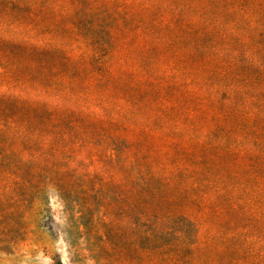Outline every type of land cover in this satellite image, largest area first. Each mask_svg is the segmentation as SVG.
I'll return each instance as SVG.
<instances>
[{"label":"trees","instance_id":"16d2710c","mask_svg":"<svg viewBox=\"0 0 264 264\" xmlns=\"http://www.w3.org/2000/svg\"><path fill=\"white\" fill-rule=\"evenodd\" d=\"M145 1L0 0V143L52 145L49 157L61 156L70 140L61 126L103 122L88 106L67 102L94 97L103 86L124 90L138 104L176 90L180 72L166 62L184 47V60L203 63L225 102L248 94V84L255 89L252 102L239 100L226 112L227 139L213 148L221 173L213 201L222 202L217 211L229 225L208 230L207 216L192 212L155 215L153 223L139 218L138 251L152 264H264V0H176L181 6L170 16L153 10L165 0ZM161 31L180 36L168 40ZM115 41L127 52L114 50ZM135 61L160 72L149 79L130 65ZM189 89L183 94L193 97ZM114 153L113 146L106 155ZM122 155L126 160L129 149Z\"/></svg>","mask_w":264,"mask_h":264},{"label":"rangeland","instance_id":"374dc122","mask_svg":"<svg viewBox=\"0 0 264 264\" xmlns=\"http://www.w3.org/2000/svg\"><path fill=\"white\" fill-rule=\"evenodd\" d=\"M169 1L153 10L170 16L181 5ZM161 33L168 40L180 36ZM113 43L117 52H127L121 41ZM178 51L181 57L166 62L180 72L176 90H159L138 104L124 90L103 86L94 97L67 102L68 108L88 106L103 122L61 126L70 137L61 156L49 157L52 145L0 143V264H152L138 251L139 218L153 223L155 215L192 212L200 220L207 216L208 230L228 227V217L217 211L224 205L212 196L221 174L213 148L226 138L221 127L229 125L223 120L226 112L239 100L252 102L250 90L255 89L248 84V94L225 102L221 85L207 82L203 63L184 60V47ZM130 65L149 79L160 72L159 66ZM188 89L196 94L184 95ZM113 146L115 155L109 159ZM34 152L44 154L34 159ZM201 156L208 161L199 163Z\"/></svg>","mask_w":264,"mask_h":264}]
</instances>
